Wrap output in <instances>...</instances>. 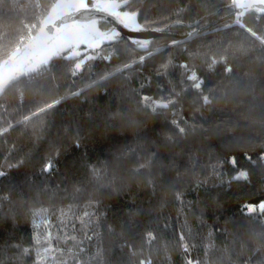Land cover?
<instances>
[{
	"label": "trees",
	"instance_id": "16d2710c",
	"mask_svg": "<svg viewBox=\"0 0 264 264\" xmlns=\"http://www.w3.org/2000/svg\"><path fill=\"white\" fill-rule=\"evenodd\" d=\"M56 1L0 0V63L36 34L30 27H39ZM231 5L139 0L134 7L147 18L140 23L167 28L151 43L153 55L122 40L104 46L82 73L77 60L60 58L5 92L0 199L9 200L0 206V264H38V250L48 246L56 260L45 264H264V214L244 211L264 202V161L257 159L264 152V45L246 31L264 36V16H246L242 28ZM196 22L209 29L172 43ZM241 47L250 49L247 55ZM225 49L233 68L227 75L223 65L208 67ZM182 64L204 80L212 104L190 88ZM144 96L177 102L153 113L143 107ZM57 99L53 109L32 116ZM173 120L195 131L181 136ZM49 158L55 168L44 172ZM238 170L248 180L233 179ZM147 232L156 236L151 245Z\"/></svg>",
	"mask_w": 264,
	"mask_h": 264
},
{
	"label": "snow or ice",
	"instance_id": "6c2138e0",
	"mask_svg": "<svg viewBox=\"0 0 264 264\" xmlns=\"http://www.w3.org/2000/svg\"><path fill=\"white\" fill-rule=\"evenodd\" d=\"M139 0H60V2L53 7V11L56 15H48L47 19L42 21L44 27L40 28L41 32H44L45 28H48L52 33L48 35L49 38V46H59V48L67 46L69 50L73 49L76 45L84 44L87 47L95 49L99 47L100 44L104 42H113L118 41L120 37V32L115 30H109L107 32L101 31L100 25L101 21L107 23L106 17H110L117 24L122 25L124 28L129 29L130 31H146L141 23L138 22V18H141L146 21V17H141V13L138 9L134 7ZM264 6V0H232V7L235 8H243L247 7L249 11H264V8L258 7ZM96 14H103L97 17ZM243 12L236 13L237 17L242 16ZM57 21H60L59 25H57ZM236 23L244 28L245 25L241 23L240 19L237 18ZM35 28V25H32ZM153 31H164L163 28H154L151 29ZM246 31L250 33L252 37H255L257 41H259L262 45H264V36L257 35L255 31L251 28H246ZM190 36L192 33L189 34ZM131 43L135 45L137 48L144 50L147 56L153 55V52L149 50V45L151 40L149 39H141V38H129ZM173 44L176 41L172 42ZM249 48L241 47L238 51L241 55H247ZM159 51V50H158ZM69 59H75V55L67 57ZM145 59L144 55H141L138 63H143ZM210 63L208 67L210 69H214L217 64L223 65L224 73L231 74L233 71L232 65L228 62L229 56L227 55V49L224 50L223 53L218 56L210 57ZM48 62L47 57L41 59L38 64H36L33 68L30 69L32 73H36L37 69H40L42 72L44 69L40 68L41 65H46ZM167 64H163L161 66V71L167 68ZM125 67H128L126 65ZM183 69H185L187 75L186 79L191 82L190 88L194 89L196 93L201 97L202 103L204 105H209L214 102L216 99L214 96L210 98L209 95L205 94V92L209 91V88L204 86V80L197 74L196 71L191 69L188 64L180 65ZM75 69H81V63H75ZM76 72L73 71V75ZM105 79L107 77H104ZM229 79L232 77L229 75ZM31 77L29 76V82ZM204 86V87H202ZM2 87V84H0ZM79 92H74L72 95H79ZM176 96L179 93L175 94ZM176 99L173 97H167L166 99H152L148 96L142 97V105L145 108H149L153 113L157 111V109H169L170 106L176 104ZM60 103V100H53L50 103H47L44 106H41L38 109V112H33L32 116H36L38 113H45L50 109H53L57 104ZM31 119V116H24L23 122L26 123ZM130 124H134L135 121L130 120ZM172 123L175 125L177 134L183 136L186 134V129L190 131H195L193 125H188L187 121L184 122V126H181L176 120H173ZM4 131H8V129H4ZM171 140V137H169ZM244 159L248 160L250 163L255 164L256 161L252 159V157L248 156L247 153L244 155ZM258 160L264 161V152H262L258 157ZM151 163V160L148 161ZM229 163L232 167L236 168L238 161L236 157H231L229 159ZM146 165L141 164L140 167H145ZM55 168V161L52 158H49L44 166V172H52ZM5 173L0 171V176H4ZM248 172L246 170H238V173L233 177L235 180H248ZM179 194L177 195V199H179ZM245 212L251 214L254 212H260L264 214V202H260L258 205H247L244 209ZM87 215V213H85ZM156 239V236L153 232H147L144 237V242L147 245H151L152 241ZM181 241H183L184 237L181 235ZM40 243L39 238L37 239V244ZM183 250L185 253L189 252V246L187 244H182ZM27 251V250H25ZM55 251L52 246L45 247L43 252H37L40 260L38 264H45V262L50 258L53 261L56 260V256L53 255L51 257L48 256L49 253ZM60 264H65V262L61 261ZM141 264H145V262H141ZM146 264H151V261L148 260ZM187 264H200V261L188 259Z\"/></svg>",
	"mask_w": 264,
	"mask_h": 264
},
{
	"label": "water",
	"instance_id": "95a60500",
	"mask_svg": "<svg viewBox=\"0 0 264 264\" xmlns=\"http://www.w3.org/2000/svg\"><path fill=\"white\" fill-rule=\"evenodd\" d=\"M60 0H57L56 3L50 8L48 14L43 19H47L48 15H53L55 17L56 13L52 12L53 7H55ZM232 7V5H231ZM261 8H264V6H258ZM237 13L243 12L244 14L240 16L241 19H244L246 16L254 13L259 16H264V11H249L247 7L243 8H235L232 7ZM97 17L103 14H96ZM42 20V21H43ZM107 24L110 25V27L106 30H103L100 25L101 31H109V30H115L120 32V39L118 41H113L111 43L104 42L99 45V47H96L95 49L87 47L84 44L76 45L73 49L69 50L67 46L59 48V46H49V38L48 35H51L52 33L49 31L48 28L44 29V32L40 31V28L44 27L42 24V21L40 23V27L36 34L32 36L22 47H19L15 49L6 59H4L0 63V84H2V87H0V98L5 94V92L15 83L21 81L24 78H27L29 76H33L40 72V69H37L36 73H32L30 71L31 68H33L36 64L39 63V61L45 57H47V64L41 65L40 68L44 69L46 67H49L55 60H58L62 58L65 61H74L77 60L76 63H81V69L76 70L77 73H82L84 70V66L89 61H96L101 57V49L104 46H110L115 43H119L122 40H127L128 43L137 51L144 52V50L137 48L135 45H133L129 38H141V39H149L151 40V43L162 36H166V30L167 28H163L164 31H153L151 29L154 28H146L148 29L146 31H130L129 29L124 28L122 25L117 24L113 19L110 17H106ZM138 22L140 23V20L138 18ZM57 25H59L60 21L56 22ZM101 23H105L104 21H101ZM100 23V24H101ZM199 23L196 22L189 27H196ZM48 34V35H47ZM150 43V45H151ZM149 45V48H150ZM75 55V59H69L67 57Z\"/></svg>",
	"mask_w": 264,
	"mask_h": 264
},
{
	"label": "built area",
	"instance_id": "2783aa9c",
	"mask_svg": "<svg viewBox=\"0 0 264 264\" xmlns=\"http://www.w3.org/2000/svg\"><path fill=\"white\" fill-rule=\"evenodd\" d=\"M233 11L235 12V15H236L237 12H236L234 9H233ZM237 18L241 19L240 17H237V15H236V19H237ZM235 21H236V20H235ZM202 32H203V28H202V27H200V26L192 27V28H190V29L187 31V33H186L183 37H181V38L179 39L178 42H179V43H183V42H186V41H190V40H192V39L198 37L199 35H201ZM190 33H192L191 36L189 35ZM8 200H9V197H7V196L2 197V198L0 199V206H1V204H2V201H8Z\"/></svg>",
	"mask_w": 264,
	"mask_h": 264
},
{
	"label": "rangeland",
	"instance_id": "374dc122",
	"mask_svg": "<svg viewBox=\"0 0 264 264\" xmlns=\"http://www.w3.org/2000/svg\"><path fill=\"white\" fill-rule=\"evenodd\" d=\"M232 14H233L232 20L234 21V23H236L235 20H237V19H236L235 12L233 11ZM240 21H241V23H243V19H240ZM236 24H237V23H236ZM33 25H35L36 27L33 28V27L31 26L30 29H29V33L35 31L36 29H37V31H38V29H39V27H40V26L38 27V24H37V23H35V24H33ZM197 26H198V25H197ZM37 27H38V28H37ZM200 27L203 28V32H202V34L205 33V32L207 31V29H209V26H208V25H202V26H200ZM29 39H30V38H28V37L26 36V37H24V38L22 39L21 43L23 44V43H25V41H28ZM178 41H179V40H178ZM178 41H177L176 43H179ZM110 53H112L111 50H110ZM38 251H39V252H43V248H40ZM38 260H40L39 256H38Z\"/></svg>",
	"mask_w": 264,
	"mask_h": 264
}]
</instances>
